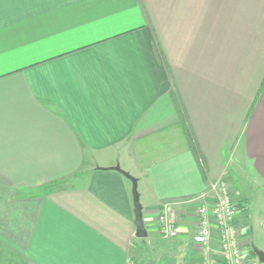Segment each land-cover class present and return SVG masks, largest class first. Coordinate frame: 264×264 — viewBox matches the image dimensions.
Listing matches in <instances>:
<instances>
[{"label":"crops","instance_id":"1","mask_svg":"<svg viewBox=\"0 0 264 264\" xmlns=\"http://www.w3.org/2000/svg\"><path fill=\"white\" fill-rule=\"evenodd\" d=\"M116 163L137 178L145 238L163 237L169 203L168 241L201 256L190 200L224 178L246 199L238 221L255 247L264 0H0V264H134L131 182ZM206 257L219 264L215 233Z\"/></svg>","mask_w":264,"mask_h":264},{"label":"built area","instance_id":"2","mask_svg":"<svg viewBox=\"0 0 264 264\" xmlns=\"http://www.w3.org/2000/svg\"><path fill=\"white\" fill-rule=\"evenodd\" d=\"M198 160L205 171L203 161ZM190 201L195 202L192 209L195 223L193 242L202 257L200 264H209L206 255L213 233L218 244L219 264H260L256 257L246 254L250 241L238 221V213L247 207L245 197L237 195L228 180H210L207 190ZM178 221L179 216L169 203L163 204L158 210L157 224L163 237L177 235Z\"/></svg>","mask_w":264,"mask_h":264},{"label":"rangeland","instance_id":"3","mask_svg":"<svg viewBox=\"0 0 264 264\" xmlns=\"http://www.w3.org/2000/svg\"><path fill=\"white\" fill-rule=\"evenodd\" d=\"M237 178H238V181L236 182L237 187H242L243 190H245V192L248 193L249 198H251V203L253 205L257 196H255V193H252L253 190L250 184L247 185L240 177ZM237 191L239 193L242 192L239 189H237ZM253 209L255 210L254 207ZM241 213H242L241 215L244 218L247 216V213L245 211L242 210ZM250 214L252 216L253 222L255 223V227L253 228L254 246L264 250V230L263 228H260L261 227L260 224L262 220L257 216V214H254L252 212ZM137 241H138V246L141 249V255L140 258L135 260L134 264H200L202 263V257L200 255L194 256L193 259L191 254L187 253V256L189 257H185V253L179 248L176 250L174 245H172L171 242H169L166 237H161V236L157 237V235L153 232H150L147 238L145 239L138 238ZM249 248L252 249L253 246L250 244L247 247V250Z\"/></svg>","mask_w":264,"mask_h":264},{"label":"water","instance_id":"4","mask_svg":"<svg viewBox=\"0 0 264 264\" xmlns=\"http://www.w3.org/2000/svg\"><path fill=\"white\" fill-rule=\"evenodd\" d=\"M108 168L120 172L130 180L133 213H134L135 235L138 238H145L147 236V230L145 228V224L143 220V211H142V204L140 201V193L137 188V178L133 176L129 171L122 169L118 163ZM252 249L256 254V256L258 257L259 261L264 262V251L256 247H253Z\"/></svg>","mask_w":264,"mask_h":264},{"label":"trees","instance_id":"5","mask_svg":"<svg viewBox=\"0 0 264 264\" xmlns=\"http://www.w3.org/2000/svg\"><path fill=\"white\" fill-rule=\"evenodd\" d=\"M252 254H254L253 249L250 250Z\"/></svg>","mask_w":264,"mask_h":264}]
</instances>
